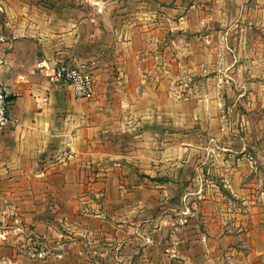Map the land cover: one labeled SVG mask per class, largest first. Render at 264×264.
Returning a JSON list of instances; mask_svg holds the SVG:
<instances>
[{
    "label": "crops",
    "instance_id": "0c3cea01",
    "mask_svg": "<svg viewBox=\"0 0 264 264\" xmlns=\"http://www.w3.org/2000/svg\"><path fill=\"white\" fill-rule=\"evenodd\" d=\"M203 1L190 7H205L208 30L225 10ZM234 5L227 12L263 16L234 27L264 25V0ZM190 11L185 0H0V80L13 117L0 130V264H137L153 244L150 225L187 208V193L177 208L172 190L203 172L205 135L226 130L213 96L220 68L207 64L218 42L188 37L198 28ZM229 42L238 53L224 74H250L241 47L264 40ZM57 62L88 65L93 94L50 82Z\"/></svg>",
    "mask_w": 264,
    "mask_h": 264
},
{
    "label": "rangeland",
    "instance_id": "374dc122",
    "mask_svg": "<svg viewBox=\"0 0 264 264\" xmlns=\"http://www.w3.org/2000/svg\"><path fill=\"white\" fill-rule=\"evenodd\" d=\"M187 1L189 11L193 10L188 14L189 22L194 21L195 26L198 25L188 37L213 38L218 42L207 64L220 68L218 73L221 77L217 80L224 86L213 96L225 106L220 111L219 123L226 130L214 128L212 134L205 135L204 139L209 143L204 149L203 172L188 174L185 191L172 190L177 197L174 201L177 208L181 206L177 193H182V199L183 193H187V208L181 209L184 211L180 213L162 212V215H167V221H156L155 226L150 225L153 244L137 264H264V252H259L264 249V241L259 236L260 223L264 222V57L262 60L258 58L264 53V45L254 42L241 47L246 54L244 58L240 56L239 62L248 64L246 61L251 60L250 74L239 71L233 80L225 75L227 61L238 53V50L233 51L229 40L241 37L264 40L263 24L245 30L234 27V24L244 20L259 21L263 16L253 12L244 18L243 10L227 12L229 6L235 7L237 0H216L225 12H216L213 28L202 30L200 24H204L206 19L211 21V15L202 13L205 7L202 11L198 8L196 12L190 6L195 1L201 6L208 2ZM207 46L203 47L205 52L211 48L210 44ZM240 53L243 55V51ZM207 80L204 79V85ZM211 83L212 79H209ZM233 105L237 107L235 111ZM204 112L207 117L205 124L210 125L211 111ZM200 162L199 157L190 159L193 166ZM196 181L202 182L203 186L191 189L190 182ZM158 210L164 211L163 208ZM181 217H187L188 221L181 220Z\"/></svg>",
    "mask_w": 264,
    "mask_h": 264
},
{
    "label": "built area",
    "instance_id": "2783aa9c",
    "mask_svg": "<svg viewBox=\"0 0 264 264\" xmlns=\"http://www.w3.org/2000/svg\"><path fill=\"white\" fill-rule=\"evenodd\" d=\"M48 76L52 83L69 85L77 98L86 99L93 94L94 81L88 65L57 62ZM10 108V95L0 80V130L13 122Z\"/></svg>",
    "mask_w": 264,
    "mask_h": 264
}]
</instances>
